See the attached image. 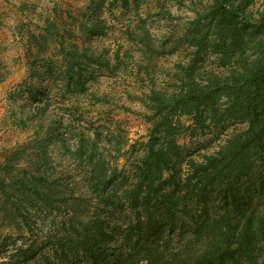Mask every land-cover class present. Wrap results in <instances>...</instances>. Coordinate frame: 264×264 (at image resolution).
I'll use <instances>...</instances> for the list:
<instances>
[{"label":"trees","instance_id":"1","mask_svg":"<svg viewBox=\"0 0 264 264\" xmlns=\"http://www.w3.org/2000/svg\"><path fill=\"white\" fill-rule=\"evenodd\" d=\"M187 1L192 15L177 39L184 57L160 69L159 85L153 58L164 40L155 45L148 19L175 18L167 0L106 3L118 9L120 38L140 50L137 69L150 80L132 95L147 127L127 149L128 166L116 162L121 142L96 128L89 134L74 115L80 96L106 101L87 81L126 70L132 56L120 44L92 43L107 36L96 14L103 0H88L93 16L79 20V41L48 15L28 32L26 50L44 57L9 92L11 123L28 135L0 155V264H264V205L237 215L188 207L211 191L225 199L264 186V0ZM50 44L55 59L45 52ZM228 121L234 126L216 150L182 156V130L204 135ZM158 211L188 218L190 234L149 231Z\"/></svg>","mask_w":264,"mask_h":264},{"label":"rangeland","instance_id":"2","mask_svg":"<svg viewBox=\"0 0 264 264\" xmlns=\"http://www.w3.org/2000/svg\"><path fill=\"white\" fill-rule=\"evenodd\" d=\"M107 1L109 0H103L100 10L96 13L99 18L105 19L108 25L107 36H99L93 39L92 43L99 47L106 45L110 50L120 44L122 47H128L132 56L127 60L126 70H118L114 75L101 72L87 81L88 92L107 95L106 101L91 102L87 96H80L77 100L80 105L79 110L74 115L80 119V124L87 128L89 134L96 128L106 137H114V140L121 142V149L116 154V162L119 166H128L132 156H127V149L133 145H135L134 150L137 148L140 141L145 139L147 127L142 117L145 108L132 95L147 90L150 80L145 78L142 70L137 69L138 63L143 61L140 50L132 42L120 38L118 9L108 10ZM167 4L175 18L164 20L151 16L148 19L151 24L150 33L157 40L155 45L159 40H164L163 50L156 49L154 51L156 57L153 56L156 68L151 80L156 85L166 78V73L160 70L161 68L172 69L177 60L183 59L184 53L177 39L184 21L192 15L187 0L183 3L167 0ZM88 5V0H0V155L9 147L26 139L28 135L27 131H21L12 125V118L8 112L9 108L13 107L9 92L27 78L29 63H35L36 60L40 61V58L44 57L41 54L43 52L26 50L25 39L28 32H37L42 17L48 15L55 19L60 27L70 29L72 38L79 41V20H87L88 15H91V8ZM23 8L25 11L22 10ZM52 47L53 44H50V48L45 52L49 57L52 56L51 59H55ZM64 105V102L59 101L56 108L67 115L69 112ZM179 120L185 125L190 123L188 116H181ZM233 126L234 123L228 121L212 127L207 134L193 136H189L188 130H182L177 136L182 148V156L198 159L202 153L213 152L225 140ZM58 158L55 156V159ZM202 205L217 210L227 208L233 215H237L253 206L264 205V186L254 185L247 192L241 189L240 192H235L233 196L225 199L219 192L211 191L201 202L190 201L189 212L198 211ZM190 229L188 218L171 220L160 211L156 212L149 227L152 233H170L173 236L189 235ZM89 263V260L70 258L69 262L64 264Z\"/></svg>","mask_w":264,"mask_h":264}]
</instances>
